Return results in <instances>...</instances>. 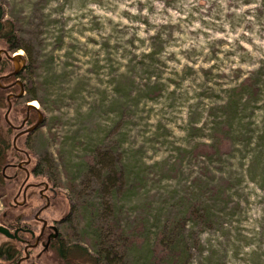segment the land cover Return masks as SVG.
Returning a JSON list of instances; mask_svg holds the SVG:
<instances>
[{
  "label": "rangeland",
  "instance_id": "1",
  "mask_svg": "<svg viewBox=\"0 0 264 264\" xmlns=\"http://www.w3.org/2000/svg\"><path fill=\"white\" fill-rule=\"evenodd\" d=\"M0 6L26 58L14 123L37 101L28 148L33 163L52 156L59 178L45 218L75 208L77 230L60 229L89 244L86 205L114 204L103 212L132 239L127 264H264V0ZM88 158L114 168L108 195ZM24 180L0 183V216Z\"/></svg>",
  "mask_w": 264,
  "mask_h": 264
},
{
  "label": "flooded vegetation",
  "instance_id": "2",
  "mask_svg": "<svg viewBox=\"0 0 264 264\" xmlns=\"http://www.w3.org/2000/svg\"><path fill=\"white\" fill-rule=\"evenodd\" d=\"M19 50L17 48L12 51L8 35L0 32V100H3L0 101V109L5 105L4 96L5 92H8L7 111L4 115L6 128L0 126V183L20 180L22 174H25V180L17 194L0 216V226L7 228L11 233V236H8L0 232V264H47L44 258L50 253L54 254L53 256L57 259L53 244H57L58 240L64 236L60 226L63 225L65 218L62 221L53 220L51 222L44 217V213L58 196L54 184L59 183L49 174L45 175L48 180L42 179L44 176L41 171L42 163L39 160L33 163L28 148L29 136L42 126L27 132L38 121V118L36 122L32 121L34 111L38 116V110L31 109L33 110L31 112L28 109L33 100L23 102V107L19 112H25V117L21 123L15 124L12 117L16 111V103L26 96V86L22 80L26 67L18 76L12 75L15 68L10 57L22 56ZM17 80H20L24 86V93L20 96L18 95L21 93V86L17 84ZM5 129L11 133H5ZM31 177L41 179L30 182ZM58 264H60L59 261Z\"/></svg>",
  "mask_w": 264,
  "mask_h": 264
},
{
  "label": "trees",
  "instance_id": "3",
  "mask_svg": "<svg viewBox=\"0 0 264 264\" xmlns=\"http://www.w3.org/2000/svg\"><path fill=\"white\" fill-rule=\"evenodd\" d=\"M4 15V10L0 6V32L8 34L9 32L6 30L7 25L4 23ZM10 35L15 38L12 28ZM16 48L17 45L14 43L13 45L11 44L12 50H15ZM39 162L42 163L41 171H43L44 176L49 174L53 179L55 178L59 181L52 156H46V158L40 159ZM86 162L89 166H93L94 175L97 176L102 189H104L105 194L108 195L118 183L114 168L109 171L106 166H103L102 162H100V164L99 161L94 162L93 158H88ZM106 171H108V174L105 177ZM38 173H40V171H38ZM113 205L114 204L102 203L101 207H104L105 209L99 208V205H96L95 203L86 205L83 212L86 215L88 226L90 228L96 227L92 233V242L89 244L73 242L70 238L62 236L57 244H53V250L56 253L57 260L61 264H127L123 251L128 245L130 246L132 239L126 235L125 230L119 226L117 222L109 221L107 219L106 216L112 210ZM105 210L108 211V214L106 215L103 212ZM78 214V210L74 208V210L71 211L63 221L67 234L69 236L71 235V237L77 230L75 225ZM164 237L158 242V246L160 245L159 252L168 251L166 244L167 241Z\"/></svg>",
  "mask_w": 264,
  "mask_h": 264
},
{
  "label": "water",
  "instance_id": "4",
  "mask_svg": "<svg viewBox=\"0 0 264 264\" xmlns=\"http://www.w3.org/2000/svg\"><path fill=\"white\" fill-rule=\"evenodd\" d=\"M10 59L13 61V63H14V68H15L14 71H13V73H12V75L18 76L19 73H20L21 71H23V70L25 69V67H26V59L23 58L21 55L11 56ZM17 84H19V85L21 86V93H20L18 96L23 95V93H24V86H23V83H22L20 80H17ZM9 99H10V98H9ZM9 106H11L10 102H9ZM28 107H29V108H28L29 110H31V109H36V110H38L35 106L30 105V104H29ZM43 121H44V116H43V114L38 110V121L36 122V124H35L33 127H30V128L27 130V132H31V131L35 130L36 128H38L40 125L43 124ZM0 232H3V233H5L6 235L11 236L10 231H9L7 228L3 227V226H0Z\"/></svg>",
  "mask_w": 264,
  "mask_h": 264
},
{
  "label": "bare ground",
  "instance_id": "5",
  "mask_svg": "<svg viewBox=\"0 0 264 264\" xmlns=\"http://www.w3.org/2000/svg\"><path fill=\"white\" fill-rule=\"evenodd\" d=\"M30 105H33V106H35L36 108H38V103H37V101H35V100L31 101V102H30Z\"/></svg>",
  "mask_w": 264,
  "mask_h": 264
}]
</instances>
